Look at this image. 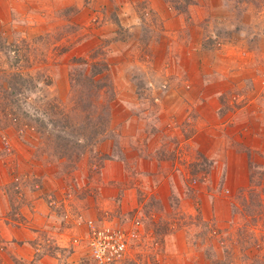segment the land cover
Masks as SVG:
<instances>
[{
    "label": "rangeland",
    "instance_id": "rangeland-1",
    "mask_svg": "<svg viewBox=\"0 0 264 264\" xmlns=\"http://www.w3.org/2000/svg\"><path fill=\"white\" fill-rule=\"evenodd\" d=\"M41 7L11 11L9 16L0 12V141L6 129L21 142V137L31 141L25 143L28 151L4 140L1 155L10 167L34 163L61 179L60 198L52 195L48 200L54 201L49 204L53 211L63 214L55 219L60 231L65 220L86 225L79 217H88L76 211L79 200L101 193V169L109 155L97 150L99 142L111 138L112 153L125 147L133 157L164 143L173 148L179 141L177 135L156 139L158 132L174 130L161 121L157 98L174 85L196 96L205 75L199 67L191 68L197 59L193 53L190 59V49L203 41L202 50L223 53L241 34L244 41L233 48L252 52L256 37L255 45L264 51V0H49ZM208 62L209 76L217 71L223 74L221 82H230L223 115L236 114L242 104L235 99V84L244 73L243 91L249 94L251 61L214 56ZM13 73L21 79L12 90ZM88 74H96L98 85V94L91 97L84 80ZM63 117L71 127L58 124ZM231 119L234 123L224 130L235 128L236 118ZM95 132L89 144L70 145L86 136L92 139ZM68 141L69 147L59 146ZM258 144L252 184L245 190L229 196L217 185L221 178L212 171L213 161L200 158L181 172L182 188L157 187L156 196V188L141 186L137 207H123L119 195L108 208L96 204L93 219L127 230L142 228L140 237L131 241L128 264H264V137ZM35 173L16 174L14 181H35ZM69 228V243L76 245L73 239L79 234ZM40 239L31 264H96L87 251L58 245L48 234L41 233Z\"/></svg>",
    "mask_w": 264,
    "mask_h": 264
},
{
    "label": "crops",
    "instance_id": "crops-1",
    "mask_svg": "<svg viewBox=\"0 0 264 264\" xmlns=\"http://www.w3.org/2000/svg\"><path fill=\"white\" fill-rule=\"evenodd\" d=\"M48 1L0 0V12H7L9 16L11 11L25 8L42 10L41 4L45 5ZM3 15L5 16L4 13ZM232 40L237 44L239 41H244V35L237 34ZM258 40L256 37L252 39V52L241 51L238 45L233 48L232 42L223 53L218 49L214 54L212 51L209 53L205 49L202 50L203 41L201 46L198 45L193 51L190 49V59L192 53L197 59V64H193L191 68L199 67V74L203 72L205 75V82L198 87L196 96L189 94L191 92L189 88L174 85L161 98H157L163 114L161 121L168 123L174 130L171 129L166 135L158 132L156 139L163 140L165 137L172 138L177 135L179 141H176L173 148L172 145L167 146L164 143L163 148L149 147L147 152L140 150L133 157L128 156L125 147H122L121 152L112 153L115 142L113 143L111 138L99 142L97 150L109 155L100 174L104 179L105 187L101 188V193L96 199L88 196L79 200L76 211H80L85 217L93 218L97 205L108 208L115 203L119 195L123 196V207H137V192L141 186L153 188V191L156 188L154 191L156 196L160 193L157 187L182 188L181 172L185 171L186 166L195 164L197 160L200 161V158L213 161L212 171H217L218 179L221 178V182L217 185L222 186L224 192H230L229 196L251 186L253 173L251 165L253 161L256 163L255 156L261 149L259 144L255 145V142L264 137V126L261 125L264 121V66L260 68V63L264 65V51L260 52L255 45ZM214 56L217 59L228 60L229 56H232L242 62L251 61L253 85L249 94L245 95L243 91L244 73L235 84V99L241 100L240 104H242L239 109L237 108L236 114L223 115L224 93L230 82H221L220 75L223 74L217 71L214 73L211 70L213 74L209 76L211 72L208 71V60H213ZM216 67L219 68L218 64ZM188 73L190 74L189 71ZM213 79L219 81L212 83ZM193 88L197 89L195 85ZM180 90L184 92L180 94ZM244 98H246L245 103ZM230 117L236 118L235 128L224 130L226 124L233 122ZM21 139L24 143L18 136L15 137V133L10 129L3 132V141L8 140L12 147L29 151V144H25L29 141L28 138L21 137ZM3 141H0V264H20L21 261L31 264L39 251L38 242L41 240V233L56 239L58 245L72 246L73 244L68 240L67 228L70 227V231L76 235H84L87 227L74 219L65 220L62 226L64 230L60 231L61 226L55 225L57 224L55 219L63 218V214L60 216L53 211L48 200L52 195L60 198L64 188L59 185L58 180L61 179L55 178L54 173L43 172L42 167L38 170L39 167L33 166V162L26 166L10 167L5 157L1 155L5 150ZM22 173H28L29 177L35 173L37 179L32 181L29 178L26 182L23 180L21 183H15L16 174ZM124 199L129 201V204L124 203ZM73 247L89 252L86 244L73 245Z\"/></svg>",
    "mask_w": 264,
    "mask_h": 264
},
{
    "label": "built area",
    "instance_id": "built-area-1",
    "mask_svg": "<svg viewBox=\"0 0 264 264\" xmlns=\"http://www.w3.org/2000/svg\"><path fill=\"white\" fill-rule=\"evenodd\" d=\"M53 203L50 201L49 204ZM79 219H83L87 231L84 235L74 237V244L85 243L96 264H128L131 241L140 237L141 227L127 230L106 221L84 219L81 215ZM137 224L140 222L137 221Z\"/></svg>",
    "mask_w": 264,
    "mask_h": 264
},
{
    "label": "trees",
    "instance_id": "trees-1",
    "mask_svg": "<svg viewBox=\"0 0 264 264\" xmlns=\"http://www.w3.org/2000/svg\"><path fill=\"white\" fill-rule=\"evenodd\" d=\"M95 75L96 74H91V75H85L84 77H85V81L87 82V88H86V90H87V96L89 97H91V96H94V95H97L98 94V85L96 84V82H97V80H96V78H95ZM77 77L78 76H71V79L74 81V78H76V80H77ZM81 77H82V75H81ZM12 79H14V80H10L11 81V83H12V90H13V88L14 87H16L17 85H18V83H19V81L17 82L16 80H19V79H21V74H19V73H13L12 74V77H11ZM10 81H9V83H10ZM77 81H79L80 82V80L78 79ZM9 83H8V86H9ZM15 83V84H14ZM81 83V82H80ZM81 90V89H80ZM86 90H85V93H86ZM83 92H84V90H82ZM82 91L80 92V93H82ZM84 93V94H85ZM58 124H61V126L63 127V128H69V127H71L72 126V124L70 123V119L69 120H67V118H65V117H63V118H60V119H58ZM65 121V122H64ZM44 133V132H43ZM99 132H95V134H94V136L92 137V139H91V137H83V139H77V141L76 142H72L71 144H70V142L68 141V142H65L64 144H60L59 146L60 147H62L63 145H65L66 147H69L70 145L72 146V145H75V147H77V146H82V142H86L87 144H89L90 142H92L94 139H96V135L98 134ZM60 137V136H59ZM63 140H65V138H61L60 140H59V142L61 143V142H63ZM68 144H70V145H68ZM215 231V230H214Z\"/></svg>",
    "mask_w": 264,
    "mask_h": 264
}]
</instances>
